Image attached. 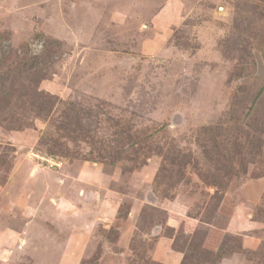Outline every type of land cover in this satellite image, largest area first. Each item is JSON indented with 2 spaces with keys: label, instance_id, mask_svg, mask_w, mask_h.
Returning a JSON list of instances; mask_svg holds the SVG:
<instances>
[{
  "label": "rangeland",
  "instance_id": "374dc122",
  "mask_svg": "<svg viewBox=\"0 0 264 264\" xmlns=\"http://www.w3.org/2000/svg\"><path fill=\"white\" fill-rule=\"evenodd\" d=\"M0 264H264V0H0Z\"/></svg>",
  "mask_w": 264,
  "mask_h": 264
}]
</instances>
